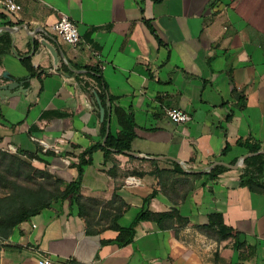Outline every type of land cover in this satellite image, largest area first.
Segmentation results:
<instances>
[{
	"label": "crops",
	"instance_id": "0c3cea01",
	"mask_svg": "<svg viewBox=\"0 0 264 264\" xmlns=\"http://www.w3.org/2000/svg\"><path fill=\"white\" fill-rule=\"evenodd\" d=\"M14 1L21 10L13 20L0 13V36L12 41L0 57V86L22 82L26 94L0 98V148L75 179L79 154L104 139L97 96L78 87L74 75L84 70L75 66L97 69L115 98L111 133L116 105L132 113L136 138L131 154L113 156L117 164H104L98 150L82 167L81 195L102 202L90 228L97 235L86 233L75 205L58 201L0 241V264H264V194L237 186L250 153L236 145L250 137L261 145L251 154L264 153V0ZM61 15L79 32L75 47L50 31ZM23 58L41 75L30 77ZM167 110L190 121L175 124ZM216 166L225 169L211 179ZM142 208L172 220L164 228L136 222L128 245L101 244L117 235L108 229L114 216L126 228ZM230 229L255 249L252 258L239 260Z\"/></svg>",
	"mask_w": 264,
	"mask_h": 264
},
{
	"label": "trees",
	"instance_id": "16d2710c",
	"mask_svg": "<svg viewBox=\"0 0 264 264\" xmlns=\"http://www.w3.org/2000/svg\"><path fill=\"white\" fill-rule=\"evenodd\" d=\"M11 42L9 35L0 36V57L10 52ZM21 62L30 77L41 75L42 72L36 73L33 70L29 58H23ZM73 68L84 70L83 73L74 75L78 87L84 92L96 95L101 107L104 109L100 131L102 139L107 132L105 144L98 143L79 154L77 165L73 166L76 170V177L70 182H64L46 169L41 170L33 167L31 161L36 159L33 155L11 154L0 148V241L8 240L16 227L30 221L58 201H67L71 205H75L77 216L85 222L86 233L98 234L91 231L90 228L95 223L102 202L87 199L81 195L82 167L91 164V156L98 150L103 153L104 164L107 162L117 164L113 156L124 155L130 151L131 143L136 138V126L131 112H125L122 108L114 105L112 113L118 126V132L112 134L110 129L106 131L108 114L115 98L107 95L106 85L97 69L78 66ZM62 69L70 75L73 74L66 67H62ZM243 102L244 98L237 96V107L239 109L244 107ZM96 113L99 116V111ZM229 118L228 115L225 120L228 121ZM236 145L245 149L248 153H257L261 150V145L250 137L238 139ZM228 149L229 147L226 146L222 154L224 155ZM224 169L222 166H216L210 171L208 177L213 179ZM179 172L183 174L181 170ZM162 173H164V170H156L153 174L160 176ZM237 186L246 188L251 193L264 194V153L252 155L243 161ZM151 195L153 196V193ZM116 219L117 216H114L111 225L108 226V229L117 233L116 237L113 240H102L101 244L114 243L119 247L128 245L136 222H154L158 227L164 228V223L171 221L172 216L171 214H152L142 208L133 222L126 228L116 225ZM230 231L232 236L238 240L239 260L252 258L255 255V249L247 246L240 239L238 232L232 229Z\"/></svg>",
	"mask_w": 264,
	"mask_h": 264
},
{
	"label": "built area",
	"instance_id": "2783aa9c",
	"mask_svg": "<svg viewBox=\"0 0 264 264\" xmlns=\"http://www.w3.org/2000/svg\"><path fill=\"white\" fill-rule=\"evenodd\" d=\"M20 10L21 6L15 3L14 0L0 1V13L6 15L11 20L14 19L15 14L20 12ZM50 31L63 43L71 47H75L80 39V35L75 24L67 15H61L59 19L51 26ZM166 116L171 122L175 124H183L190 121V117L187 113L178 110H167ZM32 140L35 141L44 152L52 148L39 140H35L33 138ZM3 150L11 154H18L16 148L13 147H9L8 149ZM133 180L135 179L128 178L126 182L128 184H135ZM38 264H52V262L46 258H43L41 260H38Z\"/></svg>",
	"mask_w": 264,
	"mask_h": 264
},
{
	"label": "water",
	"instance_id": "95a60500",
	"mask_svg": "<svg viewBox=\"0 0 264 264\" xmlns=\"http://www.w3.org/2000/svg\"><path fill=\"white\" fill-rule=\"evenodd\" d=\"M40 42L48 50V52L50 53V55L52 57V61H53V63H52L53 67L55 69H59L58 57H57V53L54 50V48H52L45 40H42ZM2 76H3V78H8L6 73H3ZM20 94H26V90H24L23 87H22V82L11 81V82H9L6 85L0 86V98L1 99L16 97V96H19ZM96 103H97V106L95 108L99 109L100 122H102L103 118H104V109L101 107V104H100V102H99L97 97H96ZM108 127H109V120L107 121V131H108ZM106 137H107V132H106V135H105V137L103 139L102 145L105 144ZM126 154H131V153L130 152H126ZM251 155H253V154H251V153L247 154L246 156H244L242 158V161L246 157L251 156Z\"/></svg>",
	"mask_w": 264,
	"mask_h": 264
}]
</instances>
